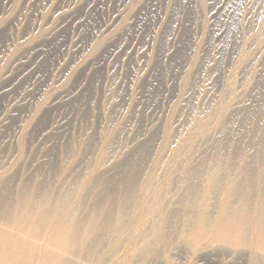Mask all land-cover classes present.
<instances>
[{"label": "rangeland", "instance_id": "374dc122", "mask_svg": "<svg viewBox=\"0 0 264 264\" xmlns=\"http://www.w3.org/2000/svg\"><path fill=\"white\" fill-rule=\"evenodd\" d=\"M30 210L28 264L74 212L70 264H264V0H0V220Z\"/></svg>", "mask_w": 264, "mask_h": 264}, {"label": "bare ground", "instance_id": "6f19581e", "mask_svg": "<svg viewBox=\"0 0 264 264\" xmlns=\"http://www.w3.org/2000/svg\"><path fill=\"white\" fill-rule=\"evenodd\" d=\"M235 185H236L235 183L231 182L230 185L228 186L230 193H233L236 190V188H234ZM238 212L240 214L241 210ZM74 213L68 215L62 226L59 229L55 230L56 232L54 236L47 240L46 245L49 246L48 248H50V251L46 252V254L44 255L42 264H70V260L72 259V257H75L77 255H80L81 257V253H82L81 250H79V248H76L77 245L80 243V238L84 235H86L87 237L96 228H94L93 225L88 224V222L86 224L75 223L74 218L76 217V212ZM239 214L236 212V216ZM36 216H37V212L30 210V211H21L19 215H15L13 217H11L10 215L9 216L6 215V217L1 218L0 226L4 228H0V252H1L0 254L3 253L6 255V258L4 257L6 259V262H11V263L16 262V264H25V262L28 260L29 255H33L32 253L38 250V245L36 241L40 239L42 232H46V231L50 232L49 230L50 228L52 231V228L55 226L53 225V221L55 219L54 213L47 212L41 215V218L38 220H36ZM9 230H12V232ZM224 234H225V230H223V235ZM226 235H227L226 236L227 239H231L232 236L228 234ZM25 237H29L31 238V240H28ZM91 241L95 243V241L93 240ZM97 244L98 246L102 245L101 242ZM91 245H86L84 248L82 247L83 252L84 253L89 252L91 250ZM53 248L56 251L58 250V252H61V254H57L58 252L56 253L53 250ZM104 248L108 250L106 246ZM98 249L100 248L98 247ZM115 250L111 248V250L108 251H111L110 254H116ZM19 251H21V253H18ZM26 263L28 264V261Z\"/></svg>", "mask_w": 264, "mask_h": 264}]
</instances>
